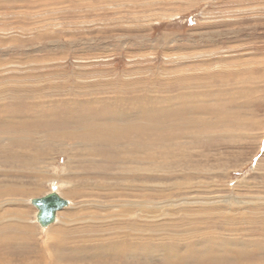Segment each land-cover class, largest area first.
I'll return each mask as SVG.
<instances>
[{
	"label": "rangeland",
	"instance_id": "1",
	"mask_svg": "<svg viewBox=\"0 0 264 264\" xmlns=\"http://www.w3.org/2000/svg\"><path fill=\"white\" fill-rule=\"evenodd\" d=\"M0 109V216L29 205L34 226L30 240L4 234L7 264H51L29 199L65 178L77 187L63 188L73 204L60 210L61 263L119 264L117 236L134 235L105 207L137 196L153 210L137 218L136 244L161 250L120 264H264V0H0ZM132 140H146L143 153L162 167L123 162L118 148ZM98 213L123 232L114 242L92 221ZM243 235L255 244L239 257ZM207 237L204 253L195 244Z\"/></svg>",
	"mask_w": 264,
	"mask_h": 264
},
{
	"label": "bare ground",
	"instance_id": "2",
	"mask_svg": "<svg viewBox=\"0 0 264 264\" xmlns=\"http://www.w3.org/2000/svg\"><path fill=\"white\" fill-rule=\"evenodd\" d=\"M164 1V0H163ZM80 96V95H79ZM40 97V96H39ZM140 101V100H139ZM142 102H143V100H141ZM140 101V102H141ZM34 105V104H33ZM36 108V107H35ZM139 108H140V106H139ZM138 108V109H139ZM146 109V108H145ZM1 110V109H0ZM141 111V110H140ZM74 112V111H73ZM144 113H145V111H143ZM142 111H141V113H143ZM109 113V112H108ZM122 113V112H121ZM121 113H119V114H121ZM137 113V112H136ZM140 113V112H139ZM97 114V113H96ZM123 114V113H122ZM121 114V115H122ZM125 114V113H124ZM128 114V113H127ZM132 114V113H131ZM83 114H81L80 116H82ZM117 115V114H116ZM116 115H114L115 117H116ZM134 115H135V113H134ZM144 115V114H143ZM92 116V115H91ZM107 116V115H106ZM114 116H112V118L114 117ZM118 116V115H117ZM128 116V115H127ZM126 116V117H127ZM131 116V115H130ZM137 116H139V115H137ZM140 116H142L141 114H140ZM79 117V116H78ZM121 117H123V116H121ZM121 117H120V119H121ZM143 117V116H142ZM133 118V117H132ZM131 118V119H132ZM13 119V118H12ZM78 119V118H77ZM80 119V118H79ZM124 119V118H123ZM136 120V119H135ZM143 120V119H142ZM142 120H139V121H142ZM86 125V124H85ZM98 125V124H97ZM131 125H132V127L134 126V124H132L131 123ZM126 126V125H125ZM125 126H123V127H125ZM127 126H128V124H127ZM138 126V125H137ZM136 127V126H135ZM83 128V127H82ZM111 128V127H110ZM122 128V127H121ZM120 128V129H121ZM126 128V127H125ZM164 128V127H163ZM90 129V128H89ZM101 129V128H100ZM132 129V128H131ZM130 129V130H131ZM135 129V128H134ZM82 130V129H81ZM92 130V129H91ZM98 130V129H97ZM136 130V129H135ZM122 131V130H121ZM168 131V130H167ZM93 132H94V130H93ZM109 132V131H108ZM111 132V131H110ZM124 132H125V130H124ZM129 132V131H128ZM119 133V132H118ZM122 133V132H121ZM191 133V132H190ZM82 134V133H81ZM90 134V133H89ZM92 134V133H91ZM102 134V133H101ZM123 134V133H122ZM188 134V133H187ZM196 134V133H195ZM72 135V134H71ZM83 135V134H82ZM124 135V134H123ZM194 135V134H193ZM69 136V135H68ZM93 136V135H92ZM101 136V135H100ZM105 136H108L107 134L105 135ZM188 136H189V134H188ZM112 137V136H111ZM167 137V136H166ZM190 137H192V136H190ZM113 138V137H112ZM120 137H118L117 139H119ZM122 138V137H121ZM100 139V138H99ZM91 141H93L92 139H90ZM105 140V139H104ZM125 140H126V137H125ZM177 140V139H176ZM17 141V140H16ZM22 141H24V140H22ZM82 142H81V144H83V145H85V144H88L89 145V142L90 141H85V140H81ZM97 141H99V140H97ZM106 141H107V139H106ZM130 141V140H129ZM133 141V140H132ZM110 142L112 143V141L110 140ZM126 142V141H125ZM145 142H146V140H144V142H143V140H136V141H133V142H127L126 143V145L125 144H123V145H125V147L124 146H120V148H118V149H122V150H124L125 149V152H123L124 154H123V162H124V156H125V158L127 159V160H133V161H136V162H134V163H137V165H140L139 164V162L138 161H141V160H144V161H147L150 157H151V155L149 156V155H146L145 153H143L144 152V150H145ZM180 142V141H179ZM150 143V142H149ZM151 143H152V141H151ZM131 144H133V145H131ZM102 145V144H101ZM105 145V144H104ZM107 146H108V144H106ZM134 145H135V148H137L136 150V152L135 153H133L130 149L131 148H133L134 147ZM150 145H152V144H150ZM41 146V145H40ZM147 146V145H146ZM51 147V146H50ZM131 147V148H130ZM148 148H149V145L147 146ZM154 147V146H153ZM31 148V147H30ZM75 148V147H74ZM78 148V147H77ZM148 148H146V150L148 149ZM155 148V147H154ZM40 149V148H39ZM79 149V148H78ZM111 149V148H110ZM129 149V150H128ZM161 149H163V148H161ZM166 149V148H165ZM87 150V149H86ZM145 150V151H146ZM149 150V149H148ZM147 150V151H148ZM168 150V149H167ZM172 150V149H171ZM78 150H76V152H77ZM79 151H81V149L79 150ZM90 151V150H89ZM107 151V150H106ZM131 151V152H130ZM151 151V150H150ZM96 152V151H95ZM99 152V151H98ZM101 152V151H100ZM104 152V151H103ZM155 152V151H154ZM159 153H160V151H158ZM29 153V152H28ZM80 153V152H79ZM84 153H87V152H84ZM162 153V152H161ZM167 153H169V152H167ZM174 153V152H173ZM182 153V152H181ZM186 153V152H185ZM35 154V153H34ZM74 155H75V153H73ZM83 154V153H82ZM92 154H94V153H92ZM145 154V155H144ZM165 154V153H164ZM163 154V155H164ZM175 154V153H174ZM174 154H173V156H174ZM30 155H32V154H30ZM90 155V154H89ZM96 155V154H95ZM157 154L155 153V157L154 156H152L151 157V160H152V162L153 161H155L156 160V156ZM170 155V154H169ZM46 156V155H45ZM86 156H87V154H86ZM100 156H102V155H100ZM172 156V157H173ZM35 157H37V155H35ZM41 157V156H40ZM91 157V156H90ZM95 157V156H94ZM166 157V156H165ZM168 157V156H167ZM176 157V156H175ZM161 158V157H160ZM174 158V157H173ZM121 159V158H120ZM138 160V161H137ZM34 161V160H33ZM122 161H121V163H120V165L122 164ZM162 161V160H161ZM40 162V161H39ZM120 162V161H119ZM154 163V162H153ZM157 167L156 168H152V170H155L156 169V171H157V169H159L158 168V166H160V167H162L161 165H159V163H154ZM69 168V167H68ZM120 168V167H119ZM127 168H130V167H127ZM140 168H144V167H141L140 166ZM145 169V168H144ZM176 175V174H175ZM72 176V175H71ZM74 176V175H73ZM134 176V175H133ZM70 181V180H69ZM69 181H67L66 180V178L63 180H58V179H54L52 182H51V185L53 186V185H56L57 186V189H56V191L62 196V197H64V198H67V196L65 197V195H63L62 193H69V192H72V190L73 189H75V187H77V186H75V183L76 182H72L71 183V185H74L73 187H70V186H67L68 184H70L69 183ZM127 183V182H126ZM133 183V182H132ZM135 183V182H134ZM80 184V183H79ZM95 185H97V184H95ZM130 185H132V184H125V186L127 187V188H129L128 186H130ZM195 185V184H194ZM66 187V189H65V187ZM98 186V185H97ZM145 185H143L142 187H144ZM104 187V186H103ZM131 187V186H130ZM133 187V186H132ZM63 188H64V192H63ZM90 188V187H89ZM98 188V187H97ZM187 188V187H186ZM21 189V188H20ZM24 189V188H23ZM70 189H71V191H70ZM96 189V188H95ZM99 189V188H98ZM104 189V188H103ZM105 189H106V187H105ZM171 189V188H170ZM179 189V188H178ZM181 189V188H180ZM84 190V189H83ZM82 190V191H83ZM51 191H53V188L51 187V189L49 190V191H47L46 192V194L48 193V192H51ZM92 191H94V190H92ZM108 191V195L111 193L109 190H107ZM180 191V190H179ZM76 192V191H75ZM85 192V191H84ZM96 192V191H95ZM100 192V191H99ZM104 192V191H103ZM181 192V191H180ZM2 193V192H1ZM10 194H12V195H18L19 193H21V192H18V191H11V192H9ZM64 193V194H65ZM91 193V192H90ZM93 194V193H92ZM163 194V193H162ZM161 194V195H162ZM180 194V193H179ZM43 195H45V194H41V196H43ZM70 195V194H69ZM104 195V194H103ZM120 195H121V193H120ZM156 195H157V193H156ZM160 195V194H159ZM158 195V196H159ZM72 196H73V194H72ZM95 196L97 197L98 195H96L95 194ZM101 196V195H100ZM166 196H168V194L166 195ZM165 195H164V198L166 197ZM171 196V195H170ZM40 197V196H39ZM94 197V196H93ZM113 197V196H112ZM169 197V196H168ZM173 197V196H172ZM183 197V196H182ZM188 197V196H187ZM16 198H18V197H16ZM15 198V199H16ZM73 198V197H72ZM101 198H103V197H101ZM100 198V199H101ZM123 198V197H122ZM161 198V197H160ZM31 199H32V197H30V199H29V202H31ZM68 200H69V204L67 205V206H64V207H62L61 209H59V210H57V212H56V218H55V220L53 221V222H51L50 224H48V225H41L38 221H37V217H36V215H37V213H38V211H39V209H38V207L37 206H35L34 204V206L36 207V211L34 212V218H32V220L33 221H37L38 222V224H40V226L41 227H43V230H48L46 233H48L47 234V238H46V243L44 244V247H45V249H47L48 251L50 250V262H51V264H64V263H61V261H62V259H64V257L67 255V252L66 253H63V251L61 252V250H60V248L62 249L63 247H65L64 245H65V241H64V244L62 243V241H61V238H60V236L62 235V233L66 230L67 231V229L65 228L66 227V222H67V220H68V218L67 219H65V220H63V221H65L64 222V224H65V226H57V225H59V223L61 222V220H60V213H61V211H62V209L64 208L65 209V207L66 208H68L69 206H72V204H73V200L72 199H69V198H67ZM109 199V198H108ZM156 199V198H155ZM14 199H10V202L11 203H15L16 204V206L17 205H20V202H18L17 203V200H14ZM97 200V199H96ZM153 200V199H152ZM200 200V199H199ZM210 200V199H209ZM105 201V200H104ZM103 201V202H104ZM150 201V200H149ZM164 201V200H163ZM172 201H174V200H172ZM239 201V200H238ZM110 202V201H109ZM148 202V201H147ZM151 202V201H150ZM154 202V201H153ZM157 202V201H156ZM196 202V201H195ZM205 202V201H204ZM5 203V202H4ZM173 203V202H172ZM185 203H188L187 205L189 206V202H187V201H185ZM244 203H246L247 204V202H244ZM6 204V203H5ZM25 204V203H24ZM32 204V203H31ZM83 204V206L82 205H80L81 207H79L80 209H81V211L84 209V208H86L85 206H87L86 204H85V206H84V202L82 203ZM149 204V203H148ZM206 204V203H205ZM231 205V204H230ZM257 206H259V204H256ZM0 206H2V205H0ZM26 207H22L20 210L18 209H16V208H12L10 211H8L6 214H4V215H1L0 216V228H2V229H0V237L1 238H3V237H5V239L4 240H2V241H0V245H2L3 243H8L7 242V240H8V238H7V235L5 236L4 234L7 232V231H11V233H14V234H16V233H24V234H26L27 235V240H30V239H32V237L34 236V226L33 225H31V214H29L28 212H29V205L27 206V205H25ZM89 206V205H88ZM91 206V205H90ZM97 206H100V207H102V205H97ZM114 206H116V208L118 209L117 211H118V214H116L115 216H117V219L115 220V222L116 221H118V223L121 225V228H124V229H126V230H129L131 233H133L132 234V238L130 237V239H131V241H126L127 239H121V238H119V236H117V241H118V244L116 243L115 244V246L117 247V249H115V250H113L112 252H111V254H112V256L115 258V256H118V257H120V258H122L121 259V261H129L128 260V258H127V254H128V252H132L134 255H136V256H140L141 255V253H142V251L143 252H147L148 251V249L150 248V250L152 251V252H156V251H158V250H161V246H160V244L158 245V244H151V245H148V244H145L144 242H139L138 243V246H137V244H136V236H139V238H140V232L142 231V225L140 224V223H142V222H140V223H137V218L138 217H141V218H143L144 216H147V215H149L150 213H152V210L153 209H147V207H146V205H145V203H144V201L143 200H141L139 197H137L136 196V198L135 199H132V198H123V199H119V200H115V203H112L111 205L109 204V205H107L105 208H107V210H108V212H109V209L108 208H112V207H114ZM235 206V205H234ZM5 207H6V205H5ZM96 207V206H95ZM231 208L233 207V206H230ZM237 210H239V211H242L241 212V214H244V213H246V210H245V204H243V202L242 203H238V205H237ZM4 208V207H3ZM32 208V207H31ZM90 208H92V207H90ZM161 208V207H160ZM179 208V207H178ZM183 208V207H182ZM205 208V207H204ZM6 209V208H5ZM33 209V208H32ZM94 209V208H93ZM102 209H103V207H102ZM235 209V208H234ZM2 210V209H1ZM61 210V211H60ZM66 210V209H65ZM104 210V209H103ZM179 210H181V208L179 209ZM184 210V209H183ZM12 211H14V213H15V215L14 216H12V214L13 213H11V216H7L10 212H12ZM18 211V212H17ZM80 211V210H79ZM85 211V210H84ZM88 211H89V209H88ZM93 211V210H92ZM182 211V210H181ZM1 212V211H0ZM63 212V211H62ZM96 212H97V210H96ZM116 212V211H115ZM175 212V211H174ZM176 212H177V209H176ZM197 212V211H196ZM101 213V212H100ZM100 213H98L97 214V216H94L95 218L93 219V217H92V215H91V217H92V221L93 222H95V224L97 223L99 226H100V228H98V230H100V231H106V233L105 234H107L108 236H110L111 235V237H109L110 239H111V241L110 240H108V241H110L111 243H112V241L114 242V239H112L113 238V236H115V234L116 233H123V232H121V231H118V232H116L115 234L114 233H112L111 234V231L114 229V225H111L110 223H109V221L110 220H114V218H112L111 216H107V215H101ZM154 213V212H153ZM159 213V212H158ZM66 214V213H65ZM84 214V213H83ZM91 214V213H90ZM106 214H107V212H106ZM113 214H114V212H113ZM163 214V213H162ZM164 215V214H163ZM169 215V214H168ZM175 215V214H174ZM198 215V214H197ZM6 216V217H5ZM33 216V215H32ZM188 216V215H187ZM240 216V215H239ZM176 217V216H175ZM183 217V216H182ZM185 217H186V215H185ZM70 218V217H69ZM116 218V217H115ZM181 218V217H180ZM180 218H179V221H182V220H180ZM245 218V217H244ZM243 217L242 218H240V219H244ZM8 219H10V221L8 220ZM177 219V218H176ZM184 219V218H183ZM60 220V221H59ZM239 220V219H238ZM59 221V222H58ZM197 221V220H196ZM12 222H14V223H12ZM57 222V223H56ZM158 221L157 220H154V218L153 217H151V221H149V226L151 227H159V223H157ZM161 222V221H160ZM171 222V221H170ZM114 223V222H113ZM163 223V222H162ZM182 223V222H181ZM180 223V224H181ZM117 224V223H116ZM145 224H146V222H145ZM165 224V223H164ZM163 224V225H164ZM68 226V225H67ZM117 226V225H116ZM138 226V227H137ZM182 226V225H181ZM61 227H64V229L65 230H63L62 231V228ZM157 227V228H158ZM161 227V226H160ZM88 228V227H87ZM90 228V227H89ZM101 228H103V229H101ZM120 228V227H119ZM146 228V227H145ZM156 228V229H157ZM162 228V227H161ZM86 229V228H85ZM91 229V228H90ZM92 229H94V228H92ZM91 229V230H92ZM107 229H110V231L108 232V230ZM155 229V228H154ZM153 229V230H154ZM188 229V228H187ZM190 229V228H189ZM147 230H148V228H147ZM149 230H151L152 231V229L150 228ZM163 230V229H162ZM162 230H155L156 232H161ZM173 230V229H172ZM184 230V229H183ZM69 231V230H68ZM86 231V230H85ZM97 231V230H96ZM115 231H116V229H115ZM129 231H126V232H129ZM145 231H146V229H145ZM144 230H143V233H146ZM177 231V230H176ZM198 231V230H197ZM92 232V231H91ZM99 232V231H98ZM114 232V231H113ZM65 233H67V232H65ZM65 233H63V234H65ZM152 233H153V231H152ZM193 233V232H192ZM213 233V232H212ZM13 234V235H14ZM208 234V233H207ZM244 234V233H243ZM67 235V234H66ZM96 235V234H95ZM120 235V234H119ZM154 235H158V234H154ZM178 235V234H177ZM93 236V235H92ZM126 236H127V234H126ZM211 236V235H210ZM215 236V235H214ZM62 237H64V236H62ZM69 237V236H68ZM129 237V236H128ZM128 237H126V238H128ZM142 237V236H141ZM146 237V236H145ZM152 237V236H151ZM151 237H149V238H151ZM202 237V236H201ZM213 237V236H212ZM116 238V237H115ZM125 238V237H124ZM143 238V237H142ZM154 238V237H153ZM10 239V238H9ZM24 239H25V237H24ZM24 239H22V240H24ZM129 239V238H128ZM155 239H157V238H155ZM155 239H153V240H155ZM205 239V238H204ZM66 240V239H65ZM105 240H106V238H105ZM104 240V241H105ZM140 240V239H139ZM152 240V239H151ZM120 241V242H119ZM138 241V240H137ZM141 241V240H140ZM150 241V240H149ZM70 242V241H69ZM156 242V241H155ZM61 243H62V245H61ZM72 244L74 243V242H71ZM120 243H122V244H120ZM57 245L58 246V249H59V251H54V249L55 248H53L52 247V245ZM70 244V243H69ZM226 244H230L229 243V241H227V240H222L221 241V245H226ZM235 244H236V250L234 251V252H236L237 253V255L239 256V257H241V256H243L244 257V255L245 254H248V251H249V248H251V247H253V245L255 244L254 242H253V240L252 241H250L249 239H247L246 238V236H241L240 238H237L236 239V242H235ZM105 245V244H104ZM175 245V244H174ZM183 245V244H182ZM207 245H211V244H209L208 243V237H207V239H205V240H202V241H200L199 243H197V244H195V246H196V248L197 247H199V251H203L204 253L206 252H209V250H211V249H209L208 248V246ZM110 245H107V247H109ZM165 245H163V247H164ZM56 247V246H55ZM126 247H127V249H126ZM193 247V246H192ZM260 247V246H259ZM212 248V247H211ZM264 247H262V249H263ZM66 249V248H65ZM121 249H124V250H121ZM179 249L180 248H178V246H174L173 247V250L174 251H179ZM209 249V250H208ZM43 252H42V251ZM167 250V249H166ZM172 250V251H173ZM163 251H165V249L163 250ZM172 251H171V253H172ZM227 251H228V249H227ZM149 252V251H148ZM188 252V251H187ZM43 253H44V248L42 247V249H40V251H39V257H42L43 256ZM159 253V252H158ZM168 253V252H167ZM195 253V252H194ZM194 253H192L191 255H193ZM199 253V252H198ZM152 253H150V255H151ZM160 254V253H159ZM165 254V253H164ZM169 254V253H168ZM178 254V253H177ZM202 254V253H201ZM154 255V253L151 255V257ZM161 255H163V254H161ZM166 255V254H165ZM178 256V255H177ZM176 256V257H177ZM183 256V255H182ZM201 256V255H200ZM128 257H130L129 255H128ZM154 257V256H153ZM163 257V256H162ZM171 257H173V256H171ZM181 257V256H180ZM196 257V256H195ZM37 258V257H36ZM66 258V257H65ZM132 258V257H131ZM161 258V257H160ZM41 259V258H40ZM141 259V258H140ZM153 259V258H152ZM174 259V258H173ZM177 259V258H176ZM6 260H7V258H6ZM42 260H45V259H41V261ZM142 260V259H141ZM169 260H172V258H170ZM46 261V260H45ZM104 261V260H103ZM108 261V260H107ZM120 261V262H121ZM132 261H133V259H132ZM148 261H149V257H148ZM148 261H146L145 260V262H146V264H147V262ZM150 261H152V260H150ZM166 261H167V259H166ZM175 261V260H174ZM37 262V261H36ZM47 262V261H46ZM120 262H119V264H120ZM139 262V261H138ZM108 264V262H105L104 261V264ZM134 263H135V261H134ZM0 264H7L6 262H5V260H2V258H0ZM31 264H33V262L31 263ZM103 264V263H102ZM139 264H142V263H140L139 262ZM149 264V263H148ZM151 264V263H150Z\"/></svg>",
	"mask_w": 264,
	"mask_h": 264
},
{
	"label": "water",
	"instance_id": "3",
	"mask_svg": "<svg viewBox=\"0 0 264 264\" xmlns=\"http://www.w3.org/2000/svg\"><path fill=\"white\" fill-rule=\"evenodd\" d=\"M52 188L53 191L31 199V203L39 209L36 215L37 221L44 226L55 220L57 210L69 204V200L56 191V185H53Z\"/></svg>",
	"mask_w": 264,
	"mask_h": 264
}]
</instances>
